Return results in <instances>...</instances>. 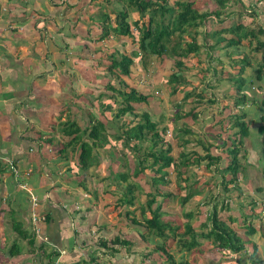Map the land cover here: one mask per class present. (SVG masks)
<instances>
[{"label": "rangeland", "instance_id": "1", "mask_svg": "<svg viewBox=\"0 0 264 264\" xmlns=\"http://www.w3.org/2000/svg\"><path fill=\"white\" fill-rule=\"evenodd\" d=\"M167 1L168 4L171 5L174 0ZM198 1L200 3L196 2L195 5L199 6L200 11L218 9V4L215 0ZM67 2L70 4L75 3V1L72 0ZM116 3L121 2L119 0H84V8H81L84 9V25L76 24L74 33L77 35L76 37L79 38H76L73 41V55L70 56L72 58L71 63L73 67L71 73H69L72 88H68L66 91L67 95L70 96V105H68V108L72 107V117L68 114L69 112L66 111V115L69 116V121H73L80 126H85L88 122L89 115L97 112L93 106V102L94 100H97L99 93L102 92L106 95L109 94L108 92L103 91L104 87L108 85L109 82L115 89L119 88L126 90L123 85L118 83V80L120 79L129 87H133L139 93L150 97L145 103L133 105L134 110L136 113H148L151 121L157 125V130L164 129V135L162 138L166 144L170 146L171 150L169 155L174 161H177L179 152L187 154L194 152L199 156L204 155L202 148L197 146L196 142H194L197 138L205 139L213 137L214 144H216L218 141L215 139L217 138L216 135L220 134L222 137L226 136L228 130L227 125L231 122L230 117L234 113H239L232 104L233 99L242 96L246 98L248 103L244 104L246 107L243 106L244 108L241 109V112H244L246 116L253 114V107L255 105L262 107L259 102L264 97V68L261 69L260 80L256 79L255 70L264 62V48L251 51V48L249 49L246 45L247 40H242V44L238 47H228L219 51L213 49L207 50L204 47V44L208 45L209 43H215L217 41L215 35L213 38L211 37L210 31H217L215 29L225 28L230 24L241 22L246 27L252 28L254 31H256L258 27L264 29V0H228L225 7L220 9L221 14L218 20L211 18L203 26L196 28L197 32L194 35L199 47V52L196 55H190L188 57L186 63L188 69L182 73L185 82L187 83L185 87L187 90L185 89V91L194 90L196 93L202 91L205 102H202V100L201 105L194 107H190L184 103L180 104L181 100H179V98L182 97L181 93L174 95L170 94V89L166 84V80L169 73L172 71L173 60L169 56L163 55L162 57L157 58L146 57L144 61L134 58L133 63L129 68V77L121 76L115 78L114 76H110L105 70L109 60L107 57H109V54L112 53L113 50L124 52L129 55L131 49L135 46L131 44L129 38H121L120 36L114 35L109 36L107 42L92 43L90 41L91 43H88L86 41L85 43L84 35L87 27H91L93 24L90 19L97 18V16L102 13L110 12L109 14L113 15L118 8ZM237 3H245L248 7ZM79 10L80 8L77 9L75 16L77 15V12L79 13ZM130 17L135 18V12H132ZM69 24L64 27L68 28L67 31L71 30V23ZM88 31H90L89 33L92 32L91 29ZM192 32V29L188 30V33L192 34ZM203 33L204 38H202ZM88 35L89 34L86 36ZM258 36V40H264L263 35L258 34ZM222 37L227 38L229 35L223 34ZM182 39L183 42L189 41L188 36L186 35H183ZM76 40L78 42H76ZM176 40V35H173L167 46H171ZM87 44L90 45L88 48L86 47ZM182 45L183 43L181 46ZM97 48L99 49V52H103V57H100V54L96 50ZM229 56H231V58H229ZM239 58L246 59L249 62V65L244 68L239 76L240 79L236 76L240 64L238 65L234 63V61ZM237 80L244 81L243 87L238 90L235 89ZM212 82L216 84H212ZM194 95L195 93L193 92L189 96V102L192 101L191 99L194 98ZM207 100L210 101L208 102ZM250 101H255V105L249 104ZM98 102L111 103L112 100L102 97ZM115 107L116 105L112 106V109L115 110ZM191 108L195 114L198 112L195 119H191L190 116L186 115ZM205 108H207V110ZM176 112L180 117L177 120H173ZM50 114V111L44 109L38 123L45 124L49 122L51 124H57L58 118L53 115L51 121ZM132 120L135 121L136 119H132L130 116H124L121 118V122L124 123H130V121L132 123ZM182 125L188 127L192 134L184 136L182 131H179L183 128ZM38 132L45 134L46 131L38 129ZM176 135L179 137L182 136V140L187 139L186 143L182 144L181 142L179 143L178 140L176 141ZM254 135L256 134L252 133L249 135V138H244V140L249 142L251 139L252 143L255 144L257 143V140L251 138V136ZM64 140V138H61V141ZM247 144L248 145L244 144L239 149V155L237 157L239 163L242 166L244 164L245 166L250 165L247 161L250 160L249 157H251L253 164H260L261 160L258 155L261 151L256 152L252 148L250 149L249 145L251 142ZM56 145V148H59L60 142L56 143ZM225 145L227 148L230 146V143L225 140ZM110 146L113 147V156L115 159H109L107 157L105 151L112 150L107 148L108 146H105L104 149L97 150L99 157L98 163L95 167L88 170V174H86L83 179L78 176H73L72 173H64L62 166H58L59 169H56V172L53 171L52 173V177L56 178L54 182L59 184L56 185L59 190L56 195L53 194L54 198L64 200L66 199L65 196H67L71 205L67 204L66 209L72 212L74 211V207H77L79 209L77 211H80L82 216H84V234L86 235L85 243L86 246H91V249L86 253L87 255L104 258V252L97 245L98 240H111L115 236H120L121 239L129 241L131 246L129 248L120 247L119 252L114 255L115 258H123L125 261H129L127 264H168L166 261H161L162 255L156 253L154 250L155 245L159 243V240L152 235L144 234V229L142 227L131 224L124 216V210L126 209L133 212L129 217L134 218L137 222L141 220L138 210L139 204L144 202L145 192L152 190L150 187V178L154 176V174L150 169H145L137 177L132 178L133 181H136L140 185L143 192L135 193L137 195V200L134 201L132 207H119L114 209L113 203L115 197H109V195L105 193L107 190L115 192L116 186L114 183L115 179L108 175L109 168L111 172H122L124 168L123 166L121 167V164H123L122 157L124 156L121 153L124 152L126 154L127 152L122 150L117 142L111 141ZM255 147H260L264 152V132L259 139V145H256ZM212 153L214 156L219 155L220 159L219 162H217L216 171L214 170L213 165L209 170L204 169L203 163H200V165H190L184 169L185 171L179 166H176L177 168L175 169L168 168L166 170L168 184L163 187L158 186L161 194L160 197H156V199L161 204V212H163L161 221L169 222L170 226L176 229L174 230L176 237H172L167 233L169 234V238L165 242V248L167 249L168 254L172 255L175 262L186 260L188 264H224L225 259H223V257L225 258V256L217 249L214 251L211 250L213 249V243L209 240H204L198 235L199 233H205L206 231V229H201L200 226L205 222V218L213 205H215L218 215L223 220H225L224 217L232 215L231 221L223 224L225 228L229 229H235V227L240 224L241 216L246 213V210L241 208L240 204L245 206V203L243 202L247 200V195L242 193L249 192L250 188L248 187V181L244 182L243 180V183H234V188H238L237 190H239V192L241 191L240 193L235 191L236 189H233L231 185L226 186L227 191L223 192L220 185V176H226V172H222L220 168L228 163V157L221 153L219 149L212 150ZM55 154L56 153H51L50 158L52 159V155ZM125 159H128L129 165L131 166L132 156L127 153ZM48 169H51V166H49ZM9 172H12V169H10ZM177 172L181 173L182 178L188 177L187 183L179 181V178L177 179ZM252 172L253 171L249 173L252 174ZM66 176L70 177L66 178ZM102 178L103 180H101ZM46 181L51 182L49 178L46 179ZM54 182L52 187H55ZM78 182L83 183L87 190L86 192L82 190V187L79 186ZM177 183H180L181 187L184 185L189 186L184 190H179L177 188ZM251 185L254 186L252 182ZM197 191H199V193H197ZM36 192L40 195L39 193L41 192L42 194L44 190L38 188ZM188 192H192L193 196L183 205H180V198ZM165 193H169L172 197L161 201L160 198L161 196H164ZM226 197L230 198L232 203L231 207L229 206V211H220L219 206L224 204L223 202L226 201ZM57 199L56 203H58V205L62 204V202H59L61 200L57 201ZM237 202L239 203L238 205H236ZM0 204L5 205V203L1 201ZM231 209L236 210L231 211ZM31 212L32 210L27 212L28 217H30ZM36 212L38 211L36 210ZM187 213H192V220L189 222H187L186 217H184V214ZM15 214L12 215L9 210L6 209L3 215H0V264H11L7 252L10 245L13 243V238L16 236V231L12 229L10 223L11 220H13L14 223L16 222V224L20 222V225L25 229L27 235L31 233L34 234V232H31L29 225H26L25 219H22L24 216L18 218ZM145 215L148 216V213L146 212ZM222 219L219 220L221 221ZM77 222L79 223L80 221L78 220ZM186 225L191 226L192 232L181 240V238H177V236L183 234L184 226ZM206 225H209V223H206ZM86 229H91L92 232L88 233V231L86 232ZM141 233L144 234L145 240L141 239L139 236ZM191 235L196 236V241L200 245L186 252L181 246V242L184 240L189 241ZM34 239L36 241L34 240L35 244L32 247H34L35 251H37L36 253L39 255L37 254L38 262L31 264H38L39 262L41 264L44 261L42 251L47 252L49 250L47 247L42 250H39L38 248L39 243L45 242L43 237H35L34 234ZM26 240L27 237L24 240H15V243L18 245V250L20 251L19 255H27V253H24L27 252L28 248ZM31 256L29 259L32 258ZM26 259H28V257H26ZM20 262L21 260L19 258L18 263L15 261V264H19Z\"/></svg>", "mask_w": 264, "mask_h": 264}, {"label": "trees", "instance_id": "2", "mask_svg": "<svg viewBox=\"0 0 264 264\" xmlns=\"http://www.w3.org/2000/svg\"><path fill=\"white\" fill-rule=\"evenodd\" d=\"M121 3L117 4V10L115 13H102L97 18H91L93 23L91 27H87L84 35V41L88 43H99L107 42L109 36H120L121 38H129L132 45L135 47L131 49L130 54L124 52H118L113 50L109 54V60L105 70L114 76L119 78L121 76L129 77L130 66L133 63V59L144 61L146 57H162L163 55L169 56L173 60L172 71L169 73L166 84L170 89V94H182L179 98L181 103L194 107L201 105L204 101L202 91L196 93L194 90L185 91L187 83L185 82L184 75L182 74L188 68L186 67L187 59L190 55H196L199 52V47L196 43L195 33L196 28L203 26L211 18L219 19L221 11L228 0H215L218 4V9L200 11L199 6L195 5L198 0H174L171 5L168 4L167 0H119ZM200 3V2H199ZM107 4V3H106ZM242 6H247L245 3H237ZM251 7V6H250ZM135 12L136 17L131 18V13ZM227 26V25H226ZM91 29V33H89ZM192 29V34L188 33V30ZM217 31H210L211 37L216 36L217 41L215 43L204 44V47L209 50L215 51L222 50L228 47H238L242 44V40H247L246 45L252 51L261 50L264 48V40H258L260 35L264 36V29L258 27L256 31L252 28L246 27L241 22L236 24H230L225 28L215 29ZM134 31V32H133ZM209 32V31H208ZM207 32V34H208ZM89 34L88 36H86ZM223 34H228L229 37H222ZM173 35H176V41L171 45L167 46ZM183 35L188 36L189 41L183 42ZM198 35V33H197ZM249 35V36H248ZM90 36V38H89ZM201 36V35H200ZM88 37V38H86ZM204 38V33L202 35ZM88 39V40H86ZM91 41V42H90ZM183 45L181 46V44ZM219 45V46H217ZM90 45H86L88 48ZM97 52L100 57H103V52L97 48ZM231 58V56H229ZM235 64H240L236 76L239 78L244 68L249 65L246 59H236ZM264 68V62L259 65L255 70V77L260 80L261 69ZM240 79V78H239ZM120 85H123L126 90L115 89L109 82L103 89L105 93L100 92L97 100H94L93 106L95 107V114L89 115L88 122L85 126H80L73 121L67 120L61 124V138L65 140L60 143L59 148L55 150V153L60 159L64 160V173H72L73 176L83 177L88 174V170L95 167L98 163V152L97 150L107 148L112 149L111 151L106 150V155L109 159H115L113 156V147L111 141L117 142L118 145L125 150L129 155L132 156L131 166L129 165L128 159H125L127 153L122 152L121 167L123 166L122 172H111L109 168L108 175L113 177L115 186V192L107 190L105 191L109 197H115L113 208H130L133 206L134 201L137 200L136 192H143L140 185L133 181L132 178L137 177L145 169H150L154 176L150 178L151 191L145 192V200L139 204L140 221L137 222L134 218L129 217L133 214L132 211L124 210L125 219L131 224L142 227L144 234L152 235L159 243L155 245V252L162 255L161 261H166L168 264H188L187 261L183 260L175 262L171 254H168L165 248V242L169 238V234L172 237H176V233L170 226L169 222L161 221L163 212H161V204L158 202L156 197H160V191L158 186H166L167 181V169L177 168L185 169L190 165H200L203 163V168L209 170L213 165L214 170H217V162H219V155L212 153V150L219 149L221 153L228 157V163L225 164L220 170L230 174V179H226L220 176V185L222 190L227 191V184L234 183L236 181V173L238 166L240 165L238 160L239 149L242 144L245 143L244 138L249 136L248 124L244 121L245 114L241 112L242 106L248 103L244 96L233 99V106L239 111L234 113L230 117V124L227 126L226 136L222 137L220 134L216 135L218 141L214 144V138L208 137L205 139L197 138L194 140L197 146L202 148L204 153L203 156H199L197 153H184L179 152L177 161H174L169 155L170 146L166 144L162 138L164 135L163 130H157V125L151 121L150 116L146 112L136 113L133 105L147 102L150 98L147 95L139 93L133 87H129L120 79L118 80ZM212 84H216L213 83ZM244 81L237 80L236 90L243 87ZM187 90V89H186ZM195 93L194 98L190 100L189 96ZM102 97L111 99L112 102H98ZM203 100V101H202ZM202 101V102H201ZM208 102L210 100H207ZM260 101V100H259ZM254 102V103H253ZM255 101H250L249 104L255 105ZM259 104L264 107V97L261 99ZM116 105L115 110L112 106ZM256 106V105H255ZM207 110V108H205ZM198 112L195 114L194 111L189 109L186 115L190 118L195 119ZM124 116H130L132 123L121 122V118ZM180 115L176 112L174 119H179ZM260 126H258V134L264 132V114L259 117ZM175 123V122H173ZM182 134L190 135L191 130L188 127L182 125ZM180 129V128H178ZM218 134V133H217ZM220 139V140H219ZM185 144L186 140H182V136L176 135V141ZM228 141L230 146L226 148L225 145ZM117 161V159H116ZM176 164V165H175ZM185 171V170H184ZM183 172V171H181ZM177 179L184 183H187L188 177H181V173L177 172ZM95 176V175H93ZM68 176H66L67 178ZM70 177V176H69ZM68 177V178H69ZM103 180V178L101 179ZM98 180V181H101ZM82 183V182H81ZM78 182L79 186L85 192V186L83 183ZM179 190H184L189 185L180 186L177 183ZM194 184V183H193ZM199 193V191H197ZM193 196L192 192L186 193L180 198V205H183L188 199ZM172 196L169 193H165L161 196V201L170 199ZM224 203V202H223ZM154 206V207H153ZM227 208V204H221L219 210L223 211ZM148 213V216L145 213ZM192 213L184 214L186 221L192 220ZM45 223L48 220V216L44 215ZM218 215L215 205L210 208V212L200 226L201 229H206L205 233H199L198 235L204 240H209L213 244V249L219 250L222 254H231L233 256L240 254L244 250L243 241L241 236H238L233 229L225 228L223 225L226 223L225 220ZM209 223V225H206ZM13 229L16 231L17 238L25 239L27 237V245L32 246L34 236H26L25 229H22L19 223H14ZM192 232L190 225L184 226L183 234L177 236L181 240ZM169 233V234H167ZM144 234L141 233L139 236L145 240ZM171 237V238H172ZM180 240V242H181ZM181 246L186 252L192 248L199 246L200 244L196 241V236L191 235L189 241H182ZM97 245L104 252V256L114 258V255L119 252V248H129L131 243L127 240H123L120 236H115L111 240H98ZM18 245L13 240L10 245L7 254L9 256H16L20 253ZM39 250L44 248V243H39ZM54 254H44L45 257L53 256ZM253 256V253L251 254ZM103 256V255H102ZM103 256V257H104ZM102 258V257H101ZM98 256H90L88 260H79L73 264H98Z\"/></svg>", "mask_w": 264, "mask_h": 264}, {"label": "crops", "instance_id": "3", "mask_svg": "<svg viewBox=\"0 0 264 264\" xmlns=\"http://www.w3.org/2000/svg\"><path fill=\"white\" fill-rule=\"evenodd\" d=\"M67 1L69 0H0V201L5 203L0 204V215L7 209L12 215L16 213L18 218L24 216L22 219H25L31 232H34L36 226L39 228V236L45 239L43 249L47 247L49 250L46 253L42 251V255L51 252L54 254L52 258L44 256L41 264H73L93 256L86 254L91 246L88 247L85 243L84 216L77 211V207L72 212L66 209L67 204L71 205L67 196L64 200L56 198L62 202L58 205L53 195L59 190L56 186L59 184L54 182L56 178L52 177V173L59 169L58 166H62L64 171L65 165L57 154L52 155V159L50 154L55 153L56 143H62L61 124L69 120L66 111L72 117V107L68 108L70 96L66 93L68 88H72L69 73L73 67L70 56L73 55V41L79 38L74 33L76 24L84 25V9H81L84 8V0H72L75 1L73 4ZM78 8L79 13L75 16ZM69 23L71 30L67 31L68 28L64 27ZM253 108V114L245 115L244 121L248 124V134H256L251 138H255L257 143L253 144L250 139L249 147L256 152L261 151L258 155L261 163L253 164L249 157L247 163L250 165L238 166L234 183L248 181L250 188L249 194L242 193L247 195V200L243 202L245 206L240 204L246 213L241 216L240 224L233 229L241 236L244 250L235 256L223 254L224 264H264V209L260 207L264 199V152L260 147H255L259 145L262 136L257 129L264 107ZM44 109L50 111L51 121L53 115L58 118L57 124L38 123ZM38 129L46 131L45 134L39 133ZM249 142L245 140L244 144L248 145ZM9 166L17 170L18 177L9 172ZM49 166L51 169H48ZM251 171L252 174L249 173ZM25 172L28 173L27 177H23ZM48 178L51 182L46 181ZM224 178L230 179V174L226 173ZM53 182L55 187H52ZM234 183L227 186L231 185L240 193L238 188H234ZM20 186H24L28 192ZM38 188L44 190L40 195L36 192ZM29 192L37 199V206L34 208L30 205ZM225 200V210L229 211L231 200L229 197ZM238 204L237 202L236 205ZM30 210L32 212L28 217L27 212ZM34 213L43 217L47 215V222L45 223L44 218L41 224L33 223L31 215ZM231 217L232 215L224 217L226 223L231 221ZM10 223L13 229L14 221L11 220ZM21 228L24 229L22 226ZM87 231L92 232L91 229H86ZM32 235L34 236L26 233V236ZM17 237L16 235L13 240L18 239ZM32 246H28L27 252H24L27 255L9 256L11 264H15V261L18 263L19 258V264L38 262V253ZM30 256L33 259H29ZM97 262L127 264L129 261L105 255L104 258L99 257Z\"/></svg>", "mask_w": 264, "mask_h": 264}, {"label": "built area", "instance_id": "4", "mask_svg": "<svg viewBox=\"0 0 264 264\" xmlns=\"http://www.w3.org/2000/svg\"><path fill=\"white\" fill-rule=\"evenodd\" d=\"M10 169H12V174H13V176L14 177H18V173H17V170L16 169H14L13 167H11V166H9V170ZM28 176V173L27 172H25V173H23V177H27ZM20 188L21 189H23V190H26L27 191V189L24 187V186H20ZM28 192V191H27ZM29 194V198H30V202H31V207L32 208H34V207H36L37 206V199H36V197L35 196H33L30 192L28 193ZM260 207L262 208V209H264V199L261 201V203H260ZM262 213H264V211L262 212ZM31 221L33 222V223H35V224H41V223H43L44 222V217L42 216V215H40V214H32L31 215ZM34 234H35V237H37V236H39V228L36 226L35 227V229H34ZM40 237V236H39Z\"/></svg>", "mask_w": 264, "mask_h": 264}]
</instances>
